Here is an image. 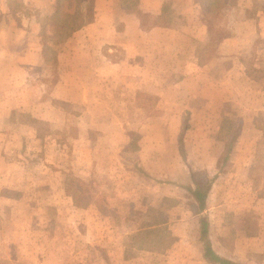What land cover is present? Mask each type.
<instances>
[{
    "label": "crops",
    "instance_id": "0c3cea01",
    "mask_svg": "<svg viewBox=\"0 0 264 264\" xmlns=\"http://www.w3.org/2000/svg\"><path fill=\"white\" fill-rule=\"evenodd\" d=\"M22 1L26 5L29 0ZM38 1L48 3L51 9L56 0ZM204 1L90 0L94 7L92 20L70 32L55 64L46 61L40 44L30 47L25 44L24 47L19 43L21 37L0 41V85L8 87V83H14L16 87L22 82L23 67L29 72L34 68L54 66L53 75L48 76L55 81L52 99L67 100L70 107L67 112L79 114L82 120L79 126L84 132L102 130L105 140L97 145H105L110 150L109 160H113L114 153L117 155L115 160L123 163L126 169H122L127 175L126 182H110L112 188H122L119 196L126 208L118 207L117 211L122 213L118 222L100 217L101 226L103 221L107 223L112 234L101 236L97 231L96 236L88 238L94 245L90 255L81 260L84 264H164L172 249L159 248L164 241L161 231L170 217L168 213L175 208L176 201L181 202L183 194L186 193L193 202L194 215L203 218L201 228L205 232L208 220L202 213L210 208H222L221 204L215 205L218 195L226 198L228 191L230 208L242 210L246 204L240 198L235 199L232 190L237 189L240 194L252 189V185L255 189L262 187V173H238L235 179H231V173L219 172L232 165L236 156L242 161L241 172L255 164L251 157L245 156L246 149L241 146L231 159L232 139L225 141L221 136L224 130L231 131V128L243 132L260 131L256 119L264 110V101L257 103L255 100L253 108H245L239 96L242 95L240 90L243 92L253 86L255 96L264 97V72L252 75L248 69L249 65L264 69V47L256 41L263 34L261 15L246 8L230 11L224 7L220 13L223 17L229 16L228 24L220 22L215 28L211 12L204 10L201 4ZM227 1L229 5L231 0ZM6 5L3 12L10 11L8 3ZM54 11L53 8L50 10L53 16ZM36 28L34 32L38 34L39 27ZM0 33L7 34L8 30L0 27ZM252 51L255 54L250 57ZM40 79L36 78V81ZM7 96L19 100L16 90L14 95ZM16 104L19 103L15 102L14 106ZM231 110L239 116L253 113V121L245 117L239 125L224 129L223 123L229 122L226 117L230 116ZM53 111L46 113L49 115ZM125 112L150 115L140 116L137 122H127L132 123V128L138 126L133 137V133H126L125 126L113 116ZM184 114L193 115L189 127L196 129L197 136L207 134L203 139L196 137L198 141L195 143L210 145L211 150L206 147L197 149L188 133L186 136L182 134ZM47 119L50 120V116ZM189 127L186 132L192 131ZM106 130H114L117 137L112 134L108 139ZM185 144L187 160L182 152ZM93 150L95 155L100 154L98 148ZM209 161L213 163L211 167L200 164ZM107 165L109 167V163ZM128 174L137 181L131 180ZM197 190L206 195L202 210L194 194ZM78 208L104 211L101 201L81 203ZM146 211L156 214H147ZM134 213L142 215L138 217ZM150 229L157 231L158 235L148 237L147 242L158 249L144 247L146 237H141L140 233ZM173 241V245L185 242L198 250L214 243L212 238L192 239L177 234L173 235ZM137 243L141 245L135 247Z\"/></svg>",
    "mask_w": 264,
    "mask_h": 264
},
{
    "label": "rangeland",
    "instance_id": "374dc122",
    "mask_svg": "<svg viewBox=\"0 0 264 264\" xmlns=\"http://www.w3.org/2000/svg\"><path fill=\"white\" fill-rule=\"evenodd\" d=\"M245 1L241 0L240 3L238 0H231L227 5V0L224 3L223 0H205L201 4L204 10L211 12L210 17L215 28L220 22L228 24L229 16L223 17L220 13L224 7H228L230 11L246 8L248 11L259 13L263 34L256 38V41L259 46L264 47V0ZM7 3L10 11L3 12L7 9ZM78 3L79 0H60L62 9L56 13V1L50 9L48 3L38 0H29L26 5L22 0H9L6 3L0 0V27L8 30L7 34L0 33V41L21 37L19 43L24 47L25 44L27 47L40 44L44 48L43 57L47 62L55 64L63 43L70 36V33L66 36L69 29L63 24L67 19L66 12L74 10ZM52 8L55 9L54 16L50 12ZM93 10L92 2L84 4L83 13L86 20H92ZM236 13L239 14V11ZM36 27H39L38 34L34 32ZM229 31L230 29L224 34ZM250 54L252 57L255 53L252 51ZM256 54L259 57V54ZM53 67L44 66L38 70L34 68L29 72L23 67L22 82H18L16 87L14 83H8V87L0 85L1 96L6 95L0 97V264H84L81 260L90 255L93 250L91 246L94 245L88 238L96 236L97 231L101 236L112 234L113 230L107 223L103 221V227L101 226L100 217L118 222L122 214L117 211L118 207L126 208L119 196L122 188L116 190L110 186V182H126L127 175L122 173V169L126 170L123 163L115 160L117 155L114 153L113 160L110 161V150L106 149L105 145H97L105 140L102 130L92 129L84 132L82 126H79V114L67 112V109H70L67 100L52 99V86L55 81L48 76L53 75ZM248 69H251L249 72L252 75L264 72V69L260 70L258 66L249 65ZM58 72L57 69L56 74ZM36 78L40 80L36 81ZM32 79L35 81H31ZM254 89L251 86L249 90H240L242 95L239 97L243 107L253 108L255 100L257 103L264 101V97L261 99V96H255ZM14 90L19 100L7 96L14 95ZM15 102L19 104L14 106ZM9 109L14 110L8 112ZM42 109L54 111L48 115ZM232 110L230 116L226 117L229 122L223 123L224 129L226 126L239 125L245 121V117L253 121V113L239 116ZM47 116H50V120ZM113 116L125 126L126 133H133V137L138 126L132 128V123L129 125L127 122H137L140 116L145 118L148 114L138 116L135 112H125ZM192 116L183 115L182 134L186 136L188 133L191 143H194L193 146L197 149L206 147L211 150L210 145L199 146L195 143L198 141L196 137L203 139L207 134L197 136L196 129L189 127ZM145 122L146 119L144 124ZM256 122L260 127L259 132H243L231 128V131L224 130L222 136L218 131L215 133L220 134L225 141L232 139L231 159L234 152L240 151L241 146L246 149L245 156L255 161L250 169L241 172L242 161L236 156L232 165L223 167L219 172L231 173V179H235L238 173H262V187L259 189L260 186H257L255 189L252 185V189L248 188L240 194L237 189L232 190L234 198H240L244 205L246 204L242 210L237 207L236 210L230 208L228 191L226 198L218 195L215 205L221 204L222 208H210L202 213L208 220L205 232L201 228L203 218L194 215L193 202L186 193L183 194L181 202L176 201L175 208L168 213L170 217L161 231L164 241L159 248L172 249V254L167 255L164 264H221L206 255L208 247L212 248L217 256L230 257L226 259L237 264H264V201H260L264 200V110L260 117L257 116ZM141 123L138 124L139 127ZM187 127L192 131L186 132ZM105 134L108 139L112 134L117 137L114 130H106ZM136 142H132V145H136ZM187 144L182 147L184 157H187ZM95 148H98L99 155H95ZM190 163H194L192 159ZM200 164L211 167L213 163L209 161ZM112 176L116 178L110 179ZM128 177L137 181L129 174ZM211 178L210 175L209 179ZM227 178L229 179V176ZM247 179L249 180V177ZM257 182L259 183L258 179ZM100 201L104 210L101 212L94 208H78L81 203L86 205ZM244 207L246 211H243ZM141 215L142 213H134V216ZM152 230L140 233L141 237H146V249H158L152 248L147 242L148 237L158 235L157 231ZM174 234L201 240L212 238L214 243L206 244L204 250L200 247L201 250L195 249L185 242L173 245ZM140 245L137 243L135 247Z\"/></svg>",
    "mask_w": 264,
    "mask_h": 264
},
{
    "label": "trees",
    "instance_id": "16d2710c",
    "mask_svg": "<svg viewBox=\"0 0 264 264\" xmlns=\"http://www.w3.org/2000/svg\"><path fill=\"white\" fill-rule=\"evenodd\" d=\"M59 1L60 0H56V3H57L56 13H58L62 9L61 5L59 4ZM89 1L90 0H79V3L78 5L76 4V7L74 8V10L70 12L69 11L66 12L67 19L63 21L64 26L66 28L68 27L69 29V32L66 33V36L69 35L70 32H73L76 29L80 28L87 21L85 19L83 12H84V4L88 3ZM194 194L198 198L199 203H200L199 208L202 210L203 208H205L206 195L199 190L194 192ZM206 255H208L209 257L213 258L216 261H219L221 264H237L231 260L222 259L218 257L209 247L206 248Z\"/></svg>",
    "mask_w": 264,
    "mask_h": 264
}]
</instances>
